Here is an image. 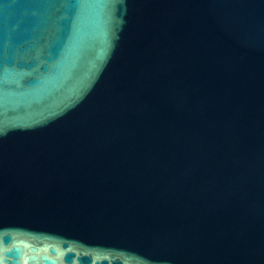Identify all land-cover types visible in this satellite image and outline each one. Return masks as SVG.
<instances>
[{"label": "water", "instance_id": "1", "mask_svg": "<svg viewBox=\"0 0 264 264\" xmlns=\"http://www.w3.org/2000/svg\"><path fill=\"white\" fill-rule=\"evenodd\" d=\"M0 264H264V0H0Z\"/></svg>", "mask_w": 264, "mask_h": 264}]
</instances>
